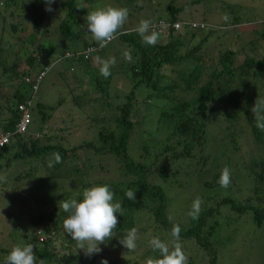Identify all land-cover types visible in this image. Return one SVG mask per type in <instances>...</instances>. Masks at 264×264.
Wrapping results in <instances>:
<instances>
[{
  "label": "trees",
  "instance_id": "trees-1",
  "mask_svg": "<svg viewBox=\"0 0 264 264\" xmlns=\"http://www.w3.org/2000/svg\"><path fill=\"white\" fill-rule=\"evenodd\" d=\"M135 1L126 0V5L132 3L134 9H139ZM175 1L170 0L165 5L166 9L162 10L163 15H158L156 20H152L168 23L166 27L154 28L159 33L155 46L144 45L135 31L136 28H133L130 32L121 29L120 34L107 47L95 50L93 46L90 50L91 47L86 48L88 44L84 36L89 35L88 39L92 37L81 29L84 24L82 20L75 17V12L78 11L74 5L75 0H55L51 7L56 5L66 8V16L56 26L47 28L42 27L46 18L49 17L53 22L56 19L51 12L45 11L44 0H0V124L2 132L8 135V141L0 144V168L9 167L13 162L28 160L36 164L34 171L41 164L47 178L54 179L55 175L48 167L46 159L50 160L54 153H59L62 161L54 167L77 160L81 161L85 168H78L72 163L69 171L75 177L78 188L63 190V195L58 201L80 199L85 188L107 184L115 193V201L122 202L124 208L123 216L117 214V235L106 244L99 245L102 251L91 256L81 252L83 250L78 249L77 243L64 234L62 221L66 213L61 209L49 215L40 211L36 218L30 220V232L37 228L35 231L41 230L44 235L40 244H33L38 262L42 260L43 264H101L103 259L107 260L108 264H138L139 261L146 263L147 258L158 256L151 251L149 241L136 255L138 250L128 252L119 244L118 239L133 227L140 229L141 234L152 228V232L155 230L160 234L153 233L154 237L167 243L172 240V226L178 224L181 227L179 243L184 253L185 243L192 241L195 247H199L208 257L207 264H218L214 245H219L227 241L230 235L237 234V228L243 226L241 218L247 217L246 227L253 225L256 229L261 228L264 222V132L255 127L251 107L256 98H264V94L258 91V84L264 85V29L254 31L256 37L252 36L244 45L238 47L233 45L234 37H238V33L233 29V34L228 32L232 41L230 44H223L219 40L218 44L222 47L215 52H199V48L210 34L219 32L223 35L230 31L229 28L225 29L226 25L235 27L248 19L244 17L241 6L222 1L224 28L206 25L203 17L198 22L202 28L193 27L179 15H183L194 5H201L204 0H188L180 4ZM152 7L153 10L156 9L153 4ZM79 11L85 12L82 7ZM225 16L229 19L225 20ZM174 22L179 23L180 31L172 27ZM182 28L187 30L181 32ZM50 29L60 31V37L54 43L48 38L40 40ZM6 32L10 38L12 35L17 36L14 40H19L23 33L31 32L37 42L27 44L21 39L18 43L21 48L16 53H10V41L4 36ZM36 34L39 36L36 37ZM198 34H202L198 43L181 52L180 48L184 44L187 45L191 39L197 38ZM187 36L189 38H185ZM62 40L79 44L81 51L59 49ZM90 43L96 44L95 41ZM113 44H116V50L111 48ZM246 48L249 49L248 52ZM127 49H131L132 62L122 58L123 51ZM103 54L106 59L115 57L117 61L107 79L100 75L96 61V57ZM95 63L97 65H94ZM175 65H180L176 70L180 82L170 78V83L162 84L160 77L163 80V74L173 71L171 68L163 71V67ZM54 66L56 70L50 71ZM76 68L81 70L82 77L93 85L95 94L83 91L82 94L70 97L73 92L71 83L81 85L82 77H78ZM72 70L74 74L64 75V71ZM49 72L54 74L50 76L48 83L53 85L56 80L61 79L66 94L72 100L71 104L69 101L64 102L65 95L61 93L51 103L33 100L40 83ZM68 77L71 80L68 81ZM113 79L127 80L130 83L128 93H121L123 87H119L113 94L110 93L107 88ZM121 96L124 98L117 101ZM94 101L104 105L105 109L111 111V115H97L89 104ZM63 103L68 106V111H64L63 116L59 117L60 122L57 124L62 126L59 127L56 124L58 118L55 120L54 115L59 112V106ZM151 105L155 106L154 111L157 110L158 114L154 119H144L140 113L142 109L149 110ZM74 107L79 111L86 109V131H92V138L81 139L79 143L69 146L70 142L65 135L69 134L67 131L73 122L70 111ZM138 107L141 108L140 111ZM135 114L137 118L133 120ZM146 114L150 112L147 111ZM23 116L27 117L25 128L22 132H17L16 124ZM217 117L222 122L220 127L224 141L223 145L213 141L215 151H211L207 144V128ZM149 119L151 122L146 129L143 122L146 124ZM237 123H242V129ZM138 125L146 135L145 141L142 140L139 147L142 162L131 154L129 148V137ZM152 129L161 130L163 137L152 136ZM63 131L65 132L62 133ZM243 132L253 144L252 150H255L256 154L245 162L243 171L239 170L236 176L231 174L230 186L227 189L222 188L217 183L221 171L224 167L231 168L227 161L231 158L227 149L231 152L239 151L236 139L239 133L242 136ZM151 151L152 157L147 160ZM109 156L115 164V179H90L89 175L95 169H106H103L102 163L112 159ZM219 157H225L227 162L222 165V162L218 161ZM161 159L193 162L195 169L190 171L188 166L185 169L187 172L180 174L179 168L171 167L170 162L160 163ZM209 169L210 173L205 177ZM29 171L30 169L22 168L15 177H28ZM200 173L201 178L197 176ZM103 175L105 174H99L104 178ZM237 182L242 188H234L235 190L231 191L233 184ZM189 183L198 185L192 201L196 197L203 200L199 219L192 220L179 214L185 223L174 222L168 216V206L172 202L169 189L184 191ZM129 189L135 191L134 201H129L124 195ZM192 201H189L190 205ZM142 220H145L144 225L139 226ZM22 234L25 236V232L19 233V236L22 237ZM31 235L27 237L28 240L24 239V244L35 240ZM2 239L3 235L0 236V260L4 259L12 247H23L17 241L16 244L10 241L13 244L11 247L4 245ZM126 253L130 256L133 253L136 259H122L118 256ZM259 253H262L261 249ZM262 254L264 256V252ZM187 257L188 264H192L191 257Z\"/></svg>",
  "mask_w": 264,
  "mask_h": 264
},
{
  "label": "rangeland",
  "instance_id": "rangeland-1",
  "mask_svg": "<svg viewBox=\"0 0 264 264\" xmlns=\"http://www.w3.org/2000/svg\"><path fill=\"white\" fill-rule=\"evenodd\" d=\"M62 1V0H60ZM170 0H136L135 3L138 4L139 9H134V6L130 4L126 5V0H75L74 5L78 9L77 12H75V17L79 20H82L83 23H85L87 19V13L90 11L95 10L98 7H105L107 5L113 6V7H119V5L125 6L129 10L130 17H128L127 21L123 25V30L126 32H130V29L136 28L139 24L140 20L147 19V20H156L158 15H163V11L165 8V5ZM188 0H176L175 2L177 4L184 3ZM225 1L227 3H233L237 4L242 7V12L244 13V17L248 20H244L242 23L237 24L235 27L231 25L223 24L222 20V9H221V2ZM148 2V4H147ZM152 4L155 10H153ZM84 8L85 12L79 11V8ZM133 8V9H132ZM53 11H50L52 15L55 17V22H53L51 19L46 18V23L42 25V27H49V26H56L59 22H61L65 16H66V8H59L58 6L52 7ZM166 9V8H165ZM1 10V6H0ZM157 12V13H156ZM21 14V13H20ZM183 17L184 22H190V23H198L200 18L203 17L205 19L204 23L206 25L210 26H217V28H229L230 31L225 32V34L221 35L219 32H215L214 34H210L205 42L201 45L199 48V52L202 50L206 51L207 53H213L218 48L222 47L220 44H218V41L221 40L223 44H230L232 41L230 40L229 33L233 34V29L236 31L235 33H238V37H234V47H238L239 45H244L249 39L252 38V36L256 37L254 31H259L260 29H264V0H204L203 3L197 4L189 8L184 12L183 15H179ZM1 27V22H0ZM31 29V27L29 28ZM179 30V29H178ZM184 30H187L186 28H182L181 32H184ZM56 31V32H54ZM57 29L49 30L48 34H45L41 36L40 40H43L45 38L50 39L53 43L57 40L58 37H60V31ZM180 31V30H179ZM176 33V30L175 32ZM199 33V31L197 32ZM204 33V32H202ZM202 35V34H201ZM198 34L197 38H193L189 41L187 45L184 44L180 48L181 52H184L186 48L190 47L191 45H194L198 43L199 39L202 37ZM9 39V45L8 49H10V53H16L19 47L18 43L22 40L25 41V43L30 44L37 41L35 40V36L31 32H28L27 34L23 33L21 34V37L19 36V40L16 39L12 35L10 38L9 34L6 32L4 35ZM39 36L36 34V37ZM89 35L84 36V38L87 41L86 48L91 47L90 50H92L93 46L94 49H99V46L97 44H92L90 42H93L94 40L88 39ZM189 38V36L185 37ZM184 38V39H185ZM22 39V40H21ZM24 43V42H23ZM75 43V42H74ZM71 44L67 41H60V47L59 49H65L66 51L78 50L81 51L79 44ZM115 46V47H113ZM111 46L112 49L116 48V44H113ZM119 47V45L117 46ZM246 51L248 52L249 49L246 48ZM104 56V57H103ZM100 56L102 59H106L105 55ZM22 60V58H20ZM94 65H97L96 63ZM189 65V64H188ZM186 65V66H188ZM180 67V65L175 66H164L163 71L169 70L171 68L173 71L169 72L168 74H163V80L160 81L161 83H170V78L176 79L178 82L180 80L177 78V72L176 70ZM56 70V66L53 67L52 70ZM71 70V68L69 69ZM76 73L78 72V77H82V71L79 69H75ZM64 75H71L74 74L72 71H64ZM54 73L49 72L47 74V77L40 83V86L38 87V92L34 96V101L36 100H44V102L51 103L55 100L56 96L61 93L65 95L64 102L68 103V101L71 104V96L73 95H79L82 94L83 91L90 92L95 94L93 85L87 81L86 78L82 77L80 84L78 83H71L73 87V92L69 95L66 94V89L62 84L61 79L56 80V83L49 84L50 76H52ZM67 80H71L70 77L67 78ZM130 86V83L127 82L125 79L116 80L113 79L111 83L108 85L107 90H109L110 93L116 92V90L120 87H123V91L121 93H128V88ZM82 91H81V89ZM61 88V89H60ZM63 88V89H62ZM65 90V91H64ZM64 91V92H62ZM258 91L264 94V85L258 84ZM118 93V94H121ZM67 96V97H66ZM124 97H119L117 101H121ZM51 100V101H50ZM71 100V101H70ZM2 101V100H1ZM89 103V102H88ZM91 107L93 108V111L96 112V114H104L105 116L111 115V111L108 109H105V106L100 104L98 101H94L92 103H89ZM158 102L156 103L157 106ZM160 106V105H159ZM155 106L151 105L149 108L150 114H146L147 111H143L140 113L141 116H143L144 119L151 118L154 119L155 116L158 114V111H154ZM68 106L63 103L61 106H59V112L55 113L54 116H56L55 120L57 119V123L60 122L59 117L63 116L62 113L64 111H68ZM88 110V109H87ZM141 108L138 107V111H140ZM86 109L85 111L77 110V108H73L72 111H70L73 122L71 123V127L67 131V135H65L66 139L70 142L69 146L75 145L81 141V139L86 138H92V131H86L87 130V123H86ZM61 113V114H59ZM137 116L132 118L133 120H136ZM53 120V119H52ZM151 122V119H149L146 124L145 121L144 127L148 129L149 123ZM18 124V123H17ZM54 124V123H53ZM221 119L215 118L213 123H211L210 126L207 128L208 133V139L207 144L208 148L211 151H215L213 147V141H216V144L223 145V139L221 135ZM238 124V123H237ZM59 127V124H57ZM77 126V127H76ZM153 126V125H151ZM238 126L242 129V123H239ZM140 125L135 126L133 133L129 137V148L131 151V154L139 161L142 162V158H140V143L141 141H145L146 135L141 131ZM0 130H1V124H0ZM63 131L62 133H64ZM152 136H155L157 138L163 137V132L161 130L152 129ZM73 139V141H72ZM236 142L239 147V151L232 150L229 151L227 149V153L230 155V159L227 160L231 165V174L235 175L238 174L239 170L243 171V167L245 165V162L249 160L253 155L256 154L255 150L253 149V144L251 143L248 136L243 132L242 136L239 133L238 138L236 139ZM72 143V144H71ZM150 144V143H149ZM155 146V150H156ZM153 150V151H155ZM153 151L149 152V155L147 157V160L151 159ZM231 152V153H230ZM110 157V156H109ZM95 157H93L94 159ZM112 158V157H110ZM162 158V157H161ZM49 161V159H46ZM146 160V162H148ZM95 162V160H92ZM167 162L171 163V167L179 168L180 174H183L184 172H187L185 169H187L188 166L189 170L192 171L195 169L194 166H192V163L184 161H172L166 159L160 160V163ZM219 163L222 162V165L225 164L227 161L225 160V157H219L218 159ZM77 165L78 168L84 169V165L81 161H73V162H64L59 167L50 168L54 175V179H49L45 175V169L44 166L41 164L38 167L36 171H34V167L36 164L34 162H29L28 160L24 162H13L9 165V167H2L0 168V236L3 235V243L4 245H9L10 247L13 245L10 243L12 241L14 244L17 242L24 246L23 243L24 239L28 240L27 237L31 235L35 237V240L33 239L31 241L32 244H40L42 240H44V235H37L35 228L34 232H30L32 228V224L30 220L33 218H36V216L39 214L40 211H42L45 215L50 214L52 212L59 211L61 209L60 201L57 199L62 197L63 190H76L78 188V185L75 182V177L71 174L69 171V168L73 165ZM89 163H91V160H89ZM242 163V165H241ZM102 167L104 170H97L95 169L92 171V173L89 175L90 179H115L117 176V173L115 171V164L113 163L112 159L104 160L102 163ZM22 168L30 169L28 177H24L22 179L16 178L15 174L18 171H21ZM49 172V171H48ZM208 173H210V169L207 171V174L205 177H207ZM99 174H105L103 175L104 178L100 177ZM199 178L202 177V174L200 173L197 175ZM185 177V176H184ZM203 177V178H205ZM189 186H186L185 190H179V189H169L170 194H172V202L168 206V216H170L171 220L174 222H182L185 223L184 220L180 219L179 214H183L187 217L188 211L190 210V200L193 199V193L197 190V184H191L189 183ZM242 185L238 182L236 184H233L232 190H235L234 188L241 189ZM249 186V184H248ZM246 187V186H245ZM59 193V195H58ZM58 196V197H57ZM247 217L244 216V218H241L240 221L243 222V226L241 228H237L238 231L237 234L230 235V238L217 245L215 244V250H216V257H217V263L218 264H264V222L261 226V228L256 229L253 225L245 226L247 221ZM188 221V219H187ZM246 221V222H245ZM145 220L141 221L139 226L144 225ZM31 225V226H30ZM20 228V229H19ZM19 229V230H18ZM26 229V230H24ZM152 228H149L146 232L141 234L140 229L137 230L138 239L136 241L137 247L135 249L138 250L136 252V255L145 248V245L150 241L154 234L160 235L159 231H155ZM227 231V230H226ZM224 231V232H226ZM25 236L22 237L19 236V233H24ZM146 233V234H145ZM154 233V234H153ZM253 235V236H252ZM147 237V238H146ZM17 241V242H16ZM1 243V242H0ZM197 247V246H196ZM194 243L192 241H188L185 243V255H189L192 260V264H207L208 257L204 255V251H202L199 247L196 249ZM261 249L262 253H259V250ZM60 250V249H58ZM85 254L84 251H81ZM122 259L130 257L131 259H136L135 255L132 253L131 256L126 253L122 256L118 255ZM4 260V259H3ZM3 260H0V264H3ZM132 261V260H131ZM138 264H146L143 261H139Z\"/></svg>",
  "mask_w": 264,
  "mask_h": 264
},
{
  "label": "clouds",
  "instance_id": "clouds-1",
  "mask_svg": "<svg viewBox=\"0 0 264 264\" xmlns=\"http://www.w3.org/2000/svg\"><path fill=\"white\" fill-rule=\"evenodd\" d=\"M54 2L55 0H44L45 11H53L51 5ZM128 15L129 10L126 7H98L87 13L86 22L81 25V29L90 34L99 48L103 49L120 34ZM224 19L228 20L229 17L225 16ZM135 31L141 37L144 45L155 46L158 43L159 33L154 29L152 21L140 20ZM67 54L65 53V55ZM122 58L127 62H132L131 49L123 51ZM96 61L99 64L100 75L107 79L111 75L112 67L117 63L116 58L96 57ZM251 112L255 127L264 132V98L255 99ZM17 129L18 124H16V131H23ZM0 136H5L8 141V135L6 132H2V129ZM61 161L60 154L54 153L52 159L48 161V167L52 168ZM217 183L225 189L230 186L231 170L228 167L222 169ZM124 195L129 201L135 200V191L132 189L127 190ZM81 197L80 199L72 198L60 201L61 210L67 214L62 221V229L64 234L70 236L77 243L78 249L83 250L87 256H91L102 251L99 245L106 244L117 235V214L123 216L124 208L122 202L115 201V193L107 184L87 187L82 191ZM202 204L203 200L200 197H196L192 201L187 213L192 220L199 219ZM180 233L181 227L174 224L170 230L171 241L166 243L158 237H153L149 241V245L151 251L157 253L158 256L147 258L146 264H188V257L179 243ZM36 234L43 235L41 230H37ZM137 239V229L133 227L127 230L118 239V242L128 252H132L137 247ZM3 264H43V261L38 262L34 245L27 243L23 247L19 245L12 247L4 257ZM101 264H108V262L102 259Z\"/></svg>",
  "mask_w": 264,
  "mask_h": 264
},
{
  "label": "built area",
  "instance_id": "built-area-1",
  "mask_svg": "<svg viewBox=\"0 0 264 264\" xmlns=\"http://www.w3.org/2000/svg\"><path fill=\"white\" fill-rule=\"evenodd\" d=\"M153 23V27H158V26H161V27H166L168 26V23L163 21V20H158V21H152ZM191 26L193 27H200L202 28V25H200L199 23H191ZM172 27L175 28V29H178L179 28V23L178 22H174L172 23ZM26 121H27V117L26 116H23V118L21 119V121L18 123V131H22L24 130L25 128V125H26ZM7 140V138L4 136H0V144H2L3 142H5Z\"/></svg>",
  "mask_w": 264,
  "mask_h": 264
}]
</instances>
